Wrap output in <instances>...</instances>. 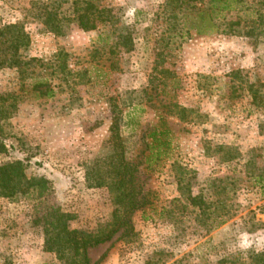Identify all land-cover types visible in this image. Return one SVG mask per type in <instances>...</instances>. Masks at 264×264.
Instances as JSON below:
<instances>
[{
    "label": "rangeland",
    "instance_id": "1",
    "mask_svg": "<svg viewBox=\"0 0 264 264\" xmlns=\"http://www.w3.org/2000/svg\"><path fill=\"white\" fill-rule=\"evenodd\" d=\"M178 6L175 0H0V33L17 24L29 39L18 50V67L5 64L11 52L0 44V166L21 161L26 179L46 182L42 190L0 196V264H58L43 249L37 220L48 208L70 215V229L107 227L112 194L88 188L85 167L110 155L115 109L122 112L127 157L139 160L141 136L168 99L191 109L192 120L167 119L173 135L167 158L154 172L141 165L137 175L146 210L128 215L125 232L89 249L91 263L251 264V253L264 252V194L244 172L250 160L264 176V38L198 35L193 14L182 16ZM84 10L102 11L106 20L83 31L77 17ZM124 34L129 51L114 47ZM38 81L48 82L52 97L43 95L46 84L34 90ZM249 82L259 92L254 104ZM136 102L142 111L132 130L124 115ZM217 147L232 148L236 158L222 162ZM180 172L192 195L211 199L209 180L239 178L229 202L233 217L205 234L178 191Z\"/></svg>",
    "mask_w": 264,
    "mask_h": 264
},
{
    "label": "trees",
    "instance_id": "2",
    "mask_svg": "<svg viewBox=\"0 0 264 264\" xmlns=\"http://www.w3.org/2000/svg\"><path fill=\"white\" fill-rule=\"evenodd\" d=\"M179 3V10L185 11L182 16L193 14V28L198 35H214L217 33L230 36H241L254 41L264 38V0H175ZM103 18L102 11L88 13L84 10L78 15V27L83 31L95 30ZM0 44H8L7 49L11 54L6 61L8 67L21 65L20 57H17L18 50L25 48L28 44V37L22 28L15 25H8L0 33ZM120 40L114 45L115 48H122L129 51L132 48L130 35H120ZM3 48L0 46V54ZM35 61V60H33ZM62 72V70L60 71ZM69 72V71H68ZM70 73V72H69ZM36 83L38 86L46 84L43 95L52 97L53 89L42 81ZM247 92L251 102L257 103L259 92L255 90L254 83H248ZM141 102L129 104L124 117L126 127L134 130L140 122L134 118L136 111H142ZM163 108H166L164 111ZM113 121L110 126L111 153L100 163L99 160L92 162L85 167V183L88 188L107 187L112 194L114 209L111 222L97 233H86L70 229V215L61 212L58 208H48L45 213L37 217L43 230V249L54 254L58 264H92L88 250L100 244L109 242L119 231L125 232L130 228L128 215L146 210L148 201L142 187L137 181V175L142 165L143 170L154 172L167 158L171 150L172 131L168 127V118H175L178 121L186 122L193 111L186 109L171 99L161 110L155 109L157 121L146 133L141 136L142 149L139 152V160L136 162L127 157V151L119 135L118 114L122 112L114 110ZM122 119V118H121ZM221 152L220 159L224 163L232 162L236 158L232 148L217 147ZM4 146H0V152ZM141 168V170H142ZM254 165L247 160L244 165V172L251 179L261 184V192L264 194V176L257 175L253 171ZM21 161H15L0 166V196L10 197L15 192H25L33 186L44 189L45 181L26 179L23 173ZM176 178L178 191L185 198L186 203L192 208L191 214L194 222L199 225L205 234H209L219 227L225 225L232 217L230 199L236 193V182L239 178L225 176L223 179L209 180L207 185L210 189L211 198L202 194L192 195L189 182L185 183L182 173ZM217 183V184H216ZM219 188L215 191L214 188ZM215 197V199H213ZM175 199H173L174 201ZM185 208V207H184ZM264 209V207H263ZM251 264H264V252L251 253Z\"/></svg>",
    "mask_w": 264,
    "mask_h": 264
}]
</instances>
